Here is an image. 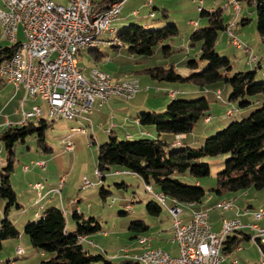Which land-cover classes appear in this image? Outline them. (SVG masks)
I'll return each mask as SVG.
<instances>
[{
	"label": "rangeland",
	"instance_id": "rangeland-1",
	"mask_svg": "<svg viewBox=\"0 0 264 264\" xmlns=\"http://www.w3.org/2000/svg\"><path fill=\"white\" fill-rule=\"evenodd\" d=\"M95 1L97 3L102 2V0ZM228 1L229 0H202L201 2L200 0H166V7H162L157 3H154V5L151 3L147 7L140 8L138 11V13H140L136 16L132 14L130 8L128 9V6L131 3L126 4L119 18L111 24V29L115 34L114 37L118 36L120 32L128 28L131 24H140L141 20H164V8L168 11V18H166V20H168L169 23L166 22L165 25L163 24L158 27L151 26L149 29H159L168 25H176L179 29V34L173 38L166 39L156 46L153 55L150 57L146 55L132 54L127 46L114 47L113 45L107 44H103L98 48L99 53L104 55L101 57L102 59L99 60L96 59V55H99L96 51L90 52L89 49H82L78 52L76 58L80 68L90 69L99 67V69H103V72H106L107 74L110 73V76L114 75L113 77L126 74L128 76L125 78H132L128 80H139L141 92L139 91L140 93H137L138 96L136 99L132 98L133 100H123L118 98L116 100L118 101L117 106L123 104L132 108L131 112L127 111L128 116L122 126L114 129L120 138L119 140L126 139L127 134H132V137L130 138L131 140L140 139L136 138L135 135H148L144 138H156L157 131L155 125H144L136 122V118L140 114L137 113L136 109L141 108V113L150 112L149 110H154L155 112L164 111L168 102L173 99L169 100V95L166 94L171 91H176L175 98L183 100H195L205 97L210 103V110L209 116L200 119L195 124L192 132L185 134L184 136H175L170 133L162 134L164 136L169 135V138H167L170 142L168 150H177L185 147L199 148L205 143L207 138L217 134L231 122L241 120L261 107V98L264 101L263 94L245 96V98L242 99L228 101L231 88L225 81L220 80L200 86L190 81L169 82L164 80H153L149 74L144 72V70L151 67H169L171 65L180 68V71H182V66L184 67L185 64H187L185 62L194 59L199 62L196 71H201L206 68L207 63L202 64L199 58L201 43L191 39V35L196 28H202L208 25V18L201 15V10H198V7L200 6L205 10L222 7L224 9V19L230 24L229 28H231L243 45L248 47L251 51H245L244 47H236L231 42L227 30L219 32L216 45L217 51L224 50L222 53L219 52L221 57L231 60V74L240 71H255V81L258 83L263 82L264 35H261L258 31L255 5H249L246 2L241 1L242 11L238 16L232 8L229 11L226 10ZM67 2V0H56V3L63 5L67 4ZM151 10L157 15L156 18L150 16ZM147 16L149 19H147ZM242 18H250V22L242 24L240 22ZM191 20L198 22L200 25L198 27L191 25ZM109 33L110 31H107L106 34L101 35V37L109 39ZM20 38H23L22 34H20ZM164 46H170L169 54L165 53V50L163 49ZM251 55H256L258 58L257 61L250 62ZM183 60L186 61L182 64ZM186 67L188 66L186 65ZM144 79H149L152 85L146 87L144 85ZM159 84L169 85L167 91L165 92L161 90L159 92L162 87H159ZM0 85L4 86H0L1 122L4 117L13 114L17 108L22 112V104L20 102L21 100L19 101V98L23 94V89L20 88L22 89L21 91L15 90L14 85L11 86L10 83L3 84L1 79ZM190 87L201 93L195 94ZM175 88L178 90H182L181 88H187L188 92L180 91L182 93L178 94V91L175 90ZM164 97L169 100L167 103H163ZM39 99L41 100L39 102L40 106L42 105L45 109L43 117L49 122V125L45 130L44 142L50 146L53 151L47 153L40 147L37 133L29 135L25 142H20L16 145L10 180L21 207H11L9 210V217L20 230V236L3 241L2 248L0 249V264H39L42 260L51 258L50 253L46 252V254H44L32 245L30 236L24 230L26 224H23L26 217V211L30 214H33L36 211L43 212V208L46 205L44 199L46 196L45 189L41 186L37 188L34 185L38 183L44 186L46 177L58 179V183H60L62 176L60 177L58 171L61 169L66 172V179L62 186L59 187L58 184L59 188L56 191V193H58L57 199H59L61 204L66 208L73 203L74 200L77 201L80 198L83 199L85 197V200L76 202V204L80 206L76 211L80 213V210H82L86 215L85 217L94 216L102 226L101 230L88 235L89 241L94 240L98 243L96 246L99 250L97 249L93 252L104 254L106 256L108 255L110 256V259H113L116 262L123 260L122 258H124L126 254L133 256L131 250L134 246L133 242L136 240V238H134L136 233L130 229V224L133 220H139V218H141L142 215L140 212H142V210L139 209L142 204H144L143 206L146 208V211H149L147 209L148 201L147 203L144 202L146 198H150V201H158L152 193H149L146 190L147 187L138 175L122 169L121 166L114 165L105 170L102 173L104 178H101V174H98L97 161L99 144L110 140L108 133L104 131L103 133L102 129L105 127L108 128L111 125L112 120L109 118V115L111 116L112 113L106 114V117L102 119L103 122L107 121L106 124L101 123L100 126L97 124L96 128H94V132L99 134L98 138L101 140L95 141L92 137V131L88 134H84L79 130L87 124L79 125L76 124V120L65 118L50 119L49 116H51V110L48 108V103V106H46L45 101H42L41 98ZM244 99L250 100L251 104L246 107H241L240 103ZM145 104L148 106L146 107L147 111H143L142 109ZM46 107L48 108V111L46 110ZM24 109L26 111H31L32 104L26 101ZM210 116L212 117V121L208 122ZM144 127H153L154 133L151 134L152 136L140 132ZM4 128L5 127L0 126V131ZM87 128L88 130L90 129V127ZM182 137H189L188 141L186 140L187 144H181ZM174 138L175 144L171 141ZM68 143H72L73 150H67L66 146ZM41 155L45 158H51V156L54 157L53 163H51L48 158L43 159V161L46 162L45 170L39 165ZM230 156L231 154L228 153L217 157H204L203 160L208 161L210 164V174L208 176L196 178L190 174V172H186L185 174H177V177L186 184H196L197 181L202 183L201 186L206 190V196L202 203H199L198 205L201 206L206 203L209 200L210 195L213 197V203L215 202V204L210 207V222L214 224V226H216L217 221L223 218V220L240 218L245 224H259L262 220L260 225H264V217L260 220L254 218L255 212L264 211V190H257L254 187H250L237 192L224 193L222 195H218L212 190L217 185L218 173L225 168V161ZM0 158L1 174L3 168L7 165V151L1 143ZM26 167L28 171L25 170ZM85 182L90 183V185L85 186ZM102 187L109 192L106 194V199H104L101 194ZM152 187L154 192L160 191L156 184H152ZM224 200L232 201L234 206L232 209H236V211L241 213H238L234 217H230L228 213L233 210L229 209L225 211L216 209L215 206ZM167 202L170 203V199H167ZM128 205L133 206L134 210L128 208ZM6 206L7 201L0 197V224L4 217L3 214L6 210ZM162 206L164 207L163 213H166V207L164 205ZM188 208L191 209L190 206H188ZM68 212L66 211L64 213L69 222V218L71 219V213L68 214L70 215L69 217L67 216ZM240 246L242 247L240 251L236 249L229 253V255H225L224 264H229L233 259H237V262H239L238 264H264V261L261 259V253L253 241L244 240ZM20 247L23 248L24 252H17V249ZM129 248H131V250ZM107 249L109 250V254L105 253ZM114 254L118 256L114 258Z\"/></svg>",
	"mask_w": 264,
	"mask_h": 264
},
{
	"label": "trees",
	"instance_id": "trees-1",
	"mask_svg": "<svg viewBox=\"0 0 264 264\" xmlns=\"http://www.w3.org/2000/svg\"><path fill=\"white\" fill-rule=\"evenodd\" d=\"M117 1L119 0H102L100 3H93L96 4V11L101 12ZM240 1L255 5L258 31L264 35V0ZM200 10L201 15L208 18V25L197 28L191 35V39L201 43L199 58L202 64L207 63L206 68L196 71L199 62L194 59L186 62L188 68L193 70L189 76L180 74L174 65L151 67L144 72L158 81H190L200 86L220 80L225 81L231 88L229 100H238L256 94L264 95V81L259 83L255 81V71L231 74V60L221 57L216 49L219 32L225 30L228 32L230 25L224 19V9L219 7L214 10H205L201 7ZM153 13L150 16H153ZM240 22L247 24L250 18H242ZM178 34L179 29L176 25L149 29L141 24H131L117 37L122 41V46H127L132 54L150 57L156 46ZM15 49L16 45L0 47V65L14 54ZM163 49L166 54L170 53V46H164ZM94 50L96 49H90V52ZM102 56L104 55L99 54L96 58ZM250 104V100L244 99L240 106L246 107ZM209 110V101L201 97L195 100L173 98L162 112H140L138 122L144 125H155L157 137L119 140L116 136H110L108 142L99 144L97 170L101 178H104L102 173L111 166H121L122 169L138 175L145 186L151 187L152 184H156L159 192L176 200L178 204L183 202L195 205L202 203L206 190L199 183H184L177 174L190 172L196 178L208 176L210 164L203 158L230 153L231 156L225 161V168L218 173L217 185L212 190L218 195L250 187L264 190V101L261 107L249 116L231 122L217 134L207 138L201 147L168 150L170 142L162 137V134L181 136L192 132L200 119L209 116ZM48 125V120L42 117L18 125L9 124L0 131V143L7 151V165L0 174V197L7 201L0 224V249L4 240L20 236V230L9 217L11 207H21L10 180L16 145L25 142L29 135L37 133L40 147L47 153L52 152L53 149L44 142ZM152 191L148 192L155 195L154 190ZM107 193L109 192L102 187L101 194L104 199ZM160 208V203L156 201H150L147 204V209L152 214H158ZM73 219L76 230L68 233V219L63 209L50 205L43 209L38 221H29L25 225L24 230L30 236L32 245L44 254L46 252L51 254L50 259L42 260L39 264H139L132 259L116 262L104 254L88 252L78 242V237L95 233L101 230L102 226L94 216L85 217L77 211H74ZM148 227L149 225L141 219L133 220L130 224V229L135 233H143L148 230ZM231 237L232 235L227 238L222 248L224 255L231 253L239 246V240L231 239ZM245 238L250 239V234H246Z\"/></svg>",
	"mask_w": 264,
	"mask_h": 264
},
{
	"label": "built area",
	"instance_id": "built-area-1",
	"mask_svg": "<svg viewBox=\"0 0 264 264\" xmlns=\"http://www.w3.org/2000/svg\"><path fill=\"white\" fill-rule=\"evenodd\" d=\"M126 1L119 0L98 12L91 0H68L65 5L56 3V0H3L4 7L0 8V16H7V31L2 33V38L16 45V49L0 65L1 82L23 89L18 76L19 51H27L28 73L33 76V86L31 90H24L25 97L20 102L25 104L28 96L40 97L50 105L49 118L52 120H81V111H88L90 115L93 113L95 101L103 104L114 97L131 100L141 90L140 84L116 82L113 76L102 81H92V74L101 73L102 70L88 71L80 68L72 53L75 43H94L95 35L109 31V24L119 18ZM146 3H152V0H146ZM226 6L229 10L232 8L238 11L239 16L240 0H229ZM198 8L200 10V6ZM80 11H87V18H80ZM134 13L137 14L138 11ZM20 34L23 38H20ZM230 39L236 47L243 48L234 32L230 33ZM122 45L121 41L120 47ZM255 56L251 57L250 62L257 61ZM175 94L176 91L170 92L171 96ZM22 117L23 122L38 120L41 119V113L33 106L31 111H22ZM86 133L89 131L86 130ZM71 144L66 146L69 151L74 149ZM39 165L46 169V162L40 161ZM65 179L66 175H63L59 187ZM88 185L90 183L85 182V186ZM34 186L38 188L40 184L36 183ZM154 196L168 207L173 217V240L178 245L179 253L173 256L162 248L149 246L145 248V255L126 254V259L139 264H170V260H178V264H224L222 248L225 241L233 233L248 228L251 230L250 239L264 260V225L245 224L240 218H235L224 220L221 229L216 231L210 222V207L208 212H191L192 218L184 221L179 217L183 211L169 205L164 200L163 193L155 192ZM127 207L132 208L131 205ZM233 207V203L215 206L216 209L225 211ZM263 217L264 211L254 213L256 220ZM85 240L83 235L78 237L79 243ZM147 240L148 238H141L142 242ZM17 252L24 250L20 247ZM236 263L237 259H233L229 264Z\"/></svg>",
	"mask_w": 264,
	"mask_h": 264
},
{
	"label": "crops",
	"instance_id": "crops-1",
	"mask_svg": "<svg viewBox=\"0 0 264 264\" xmlns=\"http://www.w3.org/2000/svg\"><path fill=\"white\" fill-rule=\"evenodd\" d=\"M68 1V0H67ZM92 1V3L93 2H95V3H97L95 0H91ZM201 2H202V0H200ZM95 3H93L94 5H96ZM129 3H131L129 6H128V9L130 8L131 9V11H132V14L133 15H138L139 13H137V14H135L134 13V11H139L140 10V8H142V7H147V6H149V4H146V0H127L125 3H124V5H123V8H122V11L124 10V7L126 6V4H129ZM154 3H157V4H159L160 6H162V7H166L165 5H166V0H152V4L154 5ZM151 4V3H150ZM4 7V3H3V0H0V8H3ZM201 8V7H200ZM204 9V8H203ZM164 10V12H163V16H164V20H160V21H144V20H141V21H143V22H141L140 21V24L141 25H144V26H146L147 28H149V27H151V26H155V27H158V26H162L163 24L165 25L166 24V22H168V20H166V18H168V11L164 8L163 9ZM198 10H199V8H198ZM212 10H214V9H212ZM121 11V12H122ZM153 11L151 10V12H150V14L152 13ZM149 13V12H148ZM155 13V12H154ZM151 17H153V18H156L157 17V15L155 14L154 16H151ZM147 19H149V17L147 16ZM129 21V20H128ZM169 23V22H168ZM238 23V22H237ZM190 24L191 25H194V26H196V27H198L200 24L198 23V22H196V21H194V20H191L190 21ZM125 25V24H124ZM197 29V28H196ZM1 33H2V25H1V22H0V47L1 46H10V45H12V44H10L8 41H6V40H4V39H2L1 38ZM5 41V42H4ZM90 50V49H89ZM94 51H96V53L97 54H100L99 53V50L98 49H96V50H94ZM222 51H224V50H220L219 52L220 53H222ZM96 55V54H95ZM96 59H102L101 57L100 58H96ZM187 60V59H186ZM186 60H183L182 61V64L184 63V61H186ZM78 63V62H77ZM186 63V62H185ZM176 69H177V71L178 72H180L182 75H184V76H189L191 73H192V69H190V68H188V67H186V64H185V66L183 67L182 66V71H180V68H177V67H175ZM103 70V69H102ZM110 74V73H109ZM114 76V75H113ZM128 75H126V74H123V75H121V76H118V77H114V79L115 80H123V79H132V78H125V77H127ZM153 80H155V79H153ZM3 83V82H2ZM3 84H6V83H3ZM10 85L12 86L13 84H11L10 83ZM144 85L146 86V87H149L150 85H152L151 84V82H150V80L149 79H144ZM1 87H4L3 85H0ZM6 86V85H5ZM160 86H162L161 88H160V90H159V92L162 90V91H167V89H168V87H169V85H162V84H159V87ZM4 89V88H3ZM3 89H1V90H3ZM182 90H178V89H176L175 88V90H177L178 91V94H180V93H182V92H180V91H186V93L188 92V90H187V88H181ZM190 89L191 90H193L192 89V87H190ZM15 90H18V91H21L22 89H16V87H15ZM219 91V90H218ZM140 92H141V90H140ZM139 92V93H140ZM156 92V91H155ZM193 92L195 93V94H198V93H201V92H197L196 90H193ZM1 93H3V92H1ZM138 93V94H139ZM183 93H185V92H183ZM138 94L133 98V99H136L137 98V96H138ZM166 94H168L169 96H168V98H169V100L170 99H172V98H175L176 97V95L175 96H171L170 95V92H167ZM25 97V91H24V88H23V94L20 96V98H19V101L22 99V98H24ZM40 97H31V96H28L27 98H26V101H28V103H30V104H32V107L33 106H40V104H39V102L41 101L40 99H39ZM118 98L117 97H114V98H111L110 100H108L107 102H105V103H103V104H101L99 101H95L94 102V110H93V113L89 116V119L87 118V119H81V120H76V124H79V125H83V124H87L85 127H90V129L88 130L89 132L90 131H92V137H93V140H95V141H98L99 140V138H98V133H95L94 132V128H96V125L98 124L99 126L101 125V123H104V124H106V122H103V118L104 117H106V114H111V116L109 115V118L112 120V123H111V125L107 128V127H105V128H103L102 129V132L104 131V132H106V133H108V135H109V138H110V136H116L118 139H120L119 138V136H118V134L114 131V129H117V128H119L120 126H122V124L126 121V119H127V116H128V113H127V111L129 112H131V110H132V108L131 107H127V105H119V106H117V103H118V101H116ZM119 99H121V98H119ZM133 99H131V100H133ZM124 100V99H123ZM166 97H164V101H163V103H167L168 101H169ZM42 101H43V99H42ZM228 101H230L229 100V98H228ZM262 98H261V102L260 103H262ZM45 103H46V106H48L47 105V101H45ZM169 103V102H168ZM25 104H26V102H25ZM25 104L22 106L21 105V107H22V111H25V109H24V107H25ZM223 104H225V103H223ZM164 105V104H163ZM162 105V106H163ZM40 107H42V105L40 106ZM146 107H148L146 104L144 105V107H142V109H143V111H147L146 109ZM43 108V107H42ZM49 108V107H48ZM48 108L46 107V110L48 111ZM135 109V108H134ZM137 110V113H140L142 110H141V108H139V109H136ZM43 115H44V113H45V109L43 108ZM150 112H152V111H154V110H149ZM228 112V111H227ZM43 115H42V117H43ZM44 118V117H43ZM36 120V119H35ZM138 117L136 118V122L137 123H139L138 121ZM212 121V117L210 116V120L208 121V122H211ZM23 122V117H22V112L17 108L16 109V111L13 113V114H10L8 117L6 116V117H4L3 119H2V121L0 122V126L1 127H6V126H8L9 124H11V125H18V124H20V123H22ZM140 124V123H139ZM92 127V128H91ZM84 128V127H83ZM83 128H80V129H83ZM79 129V130H80ZM141 130V129H140ZM154 129H153V127H144L143 128V130L142 131H144V132H142V131H140L141 133H147V134H150L149 136H152L151 134H153L154 133V131H153ZM103 132V133H104ZM88 134V133H87ZM137 134V133H136ZM146 136H148V135H135V137L136 138H144V137H146ZM182 136H184V135H182ZM132 137V134H127L126 135V138H131ZM162 137H164V138H169V135H166V136H164V135H162ZM188 138L189 137H182L181 138V144H187V141H188ZM187 140V141H186ZM99 141H101V140H99ZM172 141V143H174L175 142V138L174 139H172L171 140ZM198 142H199V140H198ZM46 158H48L49 159V161H51V163H53L54 162V157L53 156H51V158H49V157H46ZM45 157H43L42 155H41V160L40 161H43V159H46ZM28 171V170H27ZM59 172V174H60V177L61 176H63V175H65V173L66 172H64V170H59L58 171ZM48 175H49V173H48ZM47 175V176H48ZM46 182H45V184H44V186L43 185H40L41 187H43L44 189H45V194H46V196H45V207H47V206H50V205H55V206H58V207H60V208H62L63 209V211L64 212H68V211H70V212H68L67 213V216H69L70 217V215H71V219H72V222H71V219L69 218V222H68V226H67V231H68V233H73L75 230H76V224H75V221H74V219H73V213H74V211H76L77 209H78V207H80V206H78L77 204H76V202L78 201V202H80V201H83V200H85V197L82 199V198H80L79 200H74V202L73 203H71L68 207H64V205L63 204H61V201L59 200V199H57V195H58V193H56V191H55V189H57L58 188V179H53V178H48V177H46ZM197 183H199L200 185H202V183L201 182H199V181H197L196 182V184ZM147 199V198H146ZM145 199V201L144 202H146L147 203V201H148V203L150 202V198L149 199H147L146 200ZM167 199H170V203H169V205H171V206H174V199H172V198H170V197H167ZM204 200V199H203ZM152 201V200H151ZM225 201V200H224ZM166 202H167V200H166ZM216 202H217V200H216ZM232 202V201H231ZM145 203V204H146ZM147 203V204H148ZM168 203V202H167ZM209 203V204H208ZM213 197L210 195L209 196V200L206 202V203H204V204H202L201 206L200 205H198V204H195V205H189V204H186V203H180V204H178V210H180V211H183L180 215H179V217L181 218V219H183L184 221H189L191 218H192V209H193V212H198V211H201V210H208V208L209 207H211L212 205H214L215 204V202L213 203ZM221 203V202H220ZM233 203V202H232ZM183 204H185V205H183ZM201 204V203H200ZM144 204H142V206L140 207V209L139 210H142V212H140V214L142 215L141 216V218H139V219H142V220H144L148 225H149V227H148V232L147 231H145V232H143V233H136V235H134V238H136V240H134V242H133V248H132V250H131V248H129L131 251H132V253H133V255H140V254H142L144 251H145V248H147V247H159V248H162V249H164V250H166V251H168L171 255H173V256H176V255H178V253H179V248H178V245H177V243L173 240V217H172V215L170 214V212H169V210H168V207H166V209H165V211H166V213H163V206L160 204V206H161V208H160V211H159V213L158 214H152V213H150V211H146V208L143 206ZM188 206H190V208L191 209H189L188 208ZM44 207V208H45ZM186 207V208H185ZM43 208V209H44ZM132 209H133V206H132ZM231 210H233V211H231V212H229L228 213V215L230 216V217H234L235 215H237L238 213H241V212H239V211H236V209H232V208H230ZM134 210V209H133ZM235 211V212H234ZM38 213V214H37ZM41 213H42V211H36V212H34L33 214H30L28 211H26L25 212V214H26V217H25V219H24V224L23 225H25V224H27L29 221H36V220H38L39 218H40V216H41ZM69 213H71L70 215H68ZM80 214H83L84 216H86L85 215V213L82 211V210H80ZM245 216V215H244ZM251 217H252V215H251ZM211 218V217H210ZM68 219V218H67ZM224 219V218H223ZM223 219H221V220H219V221H217V224H216V226H214V224H212V227H213V229L214 230H219V229H221V227H222V222L224 221ZM262 221V220H261ZM260 221V222H261ZM71 222V223H70ZM260 222H259V225H260ZM246 234H251V230L250 229H243V230H241V231H237V232H235V233H233L232 234V237H231V239H234V238H237L238 240H239V246H238V250L240 251L241 249H242V247L240 246L241 245V243H242V241H244V240H249V241H251L250 239H248V238H245V235ZM141 238H148V240L147 241H145V242H142L141 241ZM252 242V241H251ZM82 245H83V247H84V249H86L88 252H90V253H93V254H99V253H94L93 251H95V250H99V248L96 246V245H98V243H96L94 240H90L89 241V236L88 235H86V240L82 243ZM95 245V246H94ZM256 246V245H255ZM93 247H95V248H93ZM236 250V249H235ZM128 251V250H127ZM233 252V251H232ZM105 253L106 254H109V250L107 249L106 251H105ZM130 253V252H129ZM140 253V254H139ZM225 255H227V254H225ZM228 255H229V253H228ZM118 255H116V254H114V258H116ZM107 257H109L110 258V256H108L107 255ZM118 258H120V257H118ZM123 260L124 259H126V257H124V258H122ZM122 261V260H121ZM231 262V261H230ZM229 262V263H230ZM239 262H237L236 264H238Z\"/></svg>",
	"mask_w": 264,
	"mask_h": 264
},
{
	"label": "bare ground",
	"instance_id": "bare-ground-1",
	"mask_svg": "<svg viewBox=\"0 0 264 264\" xmlns=\"http://www.w3.org/2000/svg\"><path fill=\"white\" fill-rule=\"evenodd\" d=\"M226 10L229 11V8L226 6ZM242 10V6L239 7V13ZM238 14V11H235ZM238 17V16H237ZM80 18H87V11H80ZM0 21L2 24V33H6L7 31V16H0ZM109 31H110V37L109 39H104L101 37V35L106 34H100V35H95L94 36V43L92 42H77L72 46V53H73V59L74 61L77 63V54L80 50L82 49H98L101 45L103 44H107V45H113V46H120V40L119 38L116 36L114 37V31L111 29V24H109ZM233 32L231 30V28L228 29V33L230 35V33ZM240 45L242 47L245 48L246 51H250V49L246 46L243 45V43L240 41ZM27 60H29V52L27 51H19V69H18V76L20 77V86H22L24 88V90H31V86H33V76L31 73H28V62ZM87 69V68H85ZM88 71H97V70H101L99 69V67H95V68H90L87 69ZM108 78H112V76H110L109 74H107L106 72L101 71V73H94L92 74V81H102V79H108ZM1 79V78H0ZM116 82H136L139 84V80L135 79V80H121V81H116ZM48 103V102H47ZM24 104H22L23 106ZM49 105V104H48ZM50 108V105H49ZM36 109L40 110L41 113V117L43 115V108L40 106H37ZM51 110V108H50ZM89 113L88 111H81V119H89ZM89 127V126H88ZM92 128V127H91ZM86 130H88L87 127H84L83 129H80L81 132H83L84 134L86 133ZM147 190L150 192H153L150 186H146ZM164 195V194H163ZM164 200H167V197L164 195ZM157 201L163 205V203L157 199ZM222 204H232L231 201H223L221 203H219L218 205H222ZM165 206V205H164ZM174 209H179L178 208V202L176 200H174ZM169 210V209H168ZM204 212H208V210H201L198 211L197 213H204ZM22 253V252H19ZM140 255H145V251L140 254ZM262 261H264L262 259ZM170 264H178V260H170Z\"/></svg>",
	"mask_w": 264,
	"mask_h": 264
}]
</instances>
